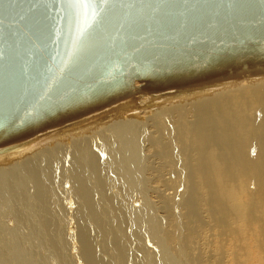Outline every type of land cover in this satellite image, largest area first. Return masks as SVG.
Here are the masks:
<instances>
[{"label":"rangeland","instance_id":"1","mask_svg":"<svg viewBox=\"0 0 264 264\" xmlns=\"http://www.w3.org/2000/svg\"><path fill=\"white\" fill-rule=\"evenodd\" d=\"M253 73L259 76V79L255 81L256 84L261 85V83L264 82V72L262 74H259L256 71H253ZM243 76L247 78L248 76L250 77V74L242 72L239 73L237 77L242 78ZM229 79H234V77ZM234 88L237 90L241 89L240 85H234ZM252 90L255 91V89ZM261 90L264 91V86L261 88ZM262 98L260 99L258 95L256 97H251V98L248 97L250 106H246L245 108H244V102L236 101L235 104L237 105V108L239 109L240 112L237 114H233V116L237 120L234 130V134L237 135L236 140H241V139L245 140L248 143V146H250L252 149L250 150L251 152L250 158L252 160V163L249 161V168L252 171L262 170L263 179H264V147L260 145L254 130L247 121L248 118L254 120L255 118L258 119L259 117H264V96ZM137 103L140 107V113H141L140 117H142V119L139 120V122L143 127L142 128L143 131L141 130V132L144 134V132L146 131L144 134L145 138H143L142 140L136 139V143L139 148L138 151L133 149L132 146L127 145V147H125L124 149V150L127 149L126 150L127 153L124 155L123 147H121V145H118L119 142L117 143L119 139L114 138V142L109 141L112 137L117 136L115 134L116 132H119L118 129H120V127H122L123 131H125L126 128L129 129V131H132L133 134L135 133V131L139 132V130H137L136 128L134 127L131 128L128 125L130 121L129 123H127V120L124 117H122L119 118L120 119L119 126L112 121L106 124L103 116L97 115L98 117L96 116L92 117L94 121L96 120L95 125L97 129L95 128V130L92 128L87 131L85 130L82 124L73 126V127H79V126L81 127V128L79 127V129L76 130L72 129L73 128L72 126L66 127L65 130L73 131L70 132L72 135L66 138L67 139L66 144H62L61 145L62 147L60 146L58 147L61 149L60 151L58 150L59 153H61L60 154L61 156L58 155L57 158L58 161L56 164H51L49 166L51 169L50 168L48 169L45 165H42L39 162L35 161L36 159H33L35 162L32 161V159L28 160V162L31 163L29 165H26L24 162H22V164L15 162L16 165L14 166H11L9 164L12 170L10 169V167H8L9 166L8 163L3 162V164H1L0 185L2 186H0L1 187L0 216L3 219L0 218L1 221L0 222L1 223L0 224V264H12V263L32 264L31 263L32 261L33 264H41V263L42 264H50V263L51 264H55V263L84 264L83 258L87 257V254L84 255L85 252L83 251L82 246H80L81 244H79V242L77 241L76 236H80L82 237V239L84 238L83 241L85 244L88 243L87 245L92 250L91 259L93 261V264H117V263L131 264V262L132 264H149V263L151 264V262H153L154 264H161V263L166 264L165 260L170 261L174 259L175 260L177 259L179 264H264V199H263L264 195H262L263 196L262 199H259L261 197L257 196L258 200L257 199L256 200L258 202L256 200L255 202L253 201L251 197L253 192L250 191L248 178L246 176V180H247V182L245 183L246 188L251 192V195L249 194L247 198H245L244 200L246 209H245V216L243 219L242 218L239 219L238 215H236L234 208L233 209L231 208L232 210L229 208L230 206H232L231 203H229L230 202L229 200L225 202L227 206V209H225V211H218L219 209L217 208V206L212 204L213 202L211 201V198H208L207 203H205V206L204 205L202 206V202L205 194L203 191H201L202 189H199L200 184L202 183L200 177L201 175L197 173L196 175L192 174L193 172L191 171L189 166V161L187 160V157H190L191 159L190 161L192 165L195 164L196 153L193 154L194 152L191 151V148L189 146L182 144V140H180L181 138L177 134L179 130L173 125L169 126V122H171V120L173 121V123L176 120V115L175 116L172 115L168 123L161 121V119L163 118V116H161L162 112L164 111L167 112L166 109L170 111L171 107L168 106L166 101H163L161 98H159V104L158 106L155 105V108L157 109V107L163 105L162 106L163 109L162 107L161 109L159 107L157 110L161 112H157V110H155V115H154V108L151 105L150 97L142 95L140 99H138ZM216 114L217 111L215 110L214 113L211 115L210 122L212 127H213V120L214 118L217 117ZM192 115L195 118L194 112ZM162 123H164V126ZM109 125H111V127H109ZM114 129H116V131ZM89 131H91V135L93 138L89 134L90 133ZM176 131L177 133L175 134ZM213 131L215 132L214 127H213ZM245 133H247L248 136L245 135ZM94 134L96 137H94ZM217 134H221L219 125H218ZM54 135L55 134H52L53 137ZM66 135H69V133L67 132ZM134 135L137 136V133ZM52 136H50L51 138L49 137L50 141H54L52 139ZM74 136H78V137L76 138ZM89 136L91 139L90 138L88 139ZM81 137H83V140ZM56 138L57 140L59 139V137H55V139ZM147 138L149 139V141ZM36 142H37L36 140H33L30 142V144H27L26 146L22 147L21 150L18 149L15 152H13L10 158H9V154L4 156V158L6 160L9 159L11 161L12 158L14 157L17 156L22 157L23 154L30 153L31 149L36 145L43 144L42 140L35 145ZM68 144L70 146H68ZM73 145L75 146L77 145V147ZM28 146L30 147L28 148ZM104 148H107L108 150H110L111 148V150L108 152V150L107 149L105 150ZM68 150L70 151L68 152ZM111 152L114 153L112 154ZM89 153H92V155L95 158V162L93 161ZM133 153L135 155H133ZM36 155L38 156V154ZM123 155L124 157L126 156L127 162H129L130 164V167L128 168H125L127 166L124 165V161L122 159ZM84 157L91 158L92 159L91 163H89L90 160L87 161L88 163L87 162L84 163L85 160H82L84 159ZM169 157H171L172 162L170 161ZM116 159L120 160L119 162L121 163L119 164V162H117ZM41 160L44 163H46L44 159ZM13 161L14 159L12 160V162ZM84 164H86L87 166L86 165L84 166ZM117 164H119L120 166H118ZM116 165L117 168L115 169ZM3 167L5 168V171ZM122 167H124L123 168L124 172L120 170L122 169ZM193 167L195 168V165H193ZM93 169H95V171ZM96 171H101V175L96 173ZM40 172L43 175V177L40 176ZM3 173L7 174L6 176L7 180L5 179V174ZM130 173L132 174V176ZM46 174L49 176H47ZM135 175L139 176L140 178L136 177ZM139 180L143 182V184L139 182ZM35 182L37 184H34ZM167 182H169V184ZM56 183H58V185ZM3 184H7V185L4 186ZM131 184L132 185L134 184L133 187ZM222 184L232 185V182L228 178H226L223 180ZM45 188H48V190L46 191ZM96 188L98 191L96 190ZM4 189L5 191H3ZM7 189L9 190V192L7 191ZM256 189L257 188H255V190ZM58 190L60 193L57 192ZM195 190H197L196 197H194ZM4 192L5 193L7 192L8 194L6 195V197L3 196ZM39 197L40 198L42 197L43 199L41 200ZM190 197H193L192 201L194 207L197 205L196 211L198 212L197 216L199 218L194 221L187 219L189 216L187 214L188 211L186 210L188 209L186 205V200L188 198L190 199ZM142 198H143V204H145L146 206L150 205L149 207L151 213L144 211L146 206L144 207L142 201L140 202ZM195 198L197 199L196 204H195L196 201H194ZM135 202L138 205L140 204L138 208L136 207L138 205H136ZM57 204H60L61 206ZM103 204L106 206H104ZM252 204L253 206H251ZM5 206L8 207L6 208ZM49 206H51V208ZM52 207L54 210L52 209ZM62 207L64 209H62ZM135 207L137 209H135ZM154 207H155V211H153ZM58 210L60 212H58ZM133 210H135V212ZM259 210H261L262 212ZM11 211L14 214H12ZM143 211L147 213L146 215H148V218H145L147 216L144 214ZM210 211L212 212L218 211L221 214V216L220 217L217 216L216 218L213 219V217L210 215L211 214ZM258 211L260 213H258ZM64 212H67L71 218L75 219V221L78 223L79 226H82L79 227V229L81 230L79 231L76 229L75 226H73L74 223L72 224V229L78 231L79 233L78 232L74 233L72 236L73 238L70 239L68 244H66V242L63 240L64 238L68 241L66 231L69 229L65 224H63L64 216H62V214ZM221 212L228 214V216ZM101 213H103L104 216ZM153 214L156 217H153ZM101 215L103 218L100 217ZM157 215H159V217H157ZM55 216L57 218H60V220L59 219L57 220ZM49 217L51 220L50 219L48 220ZM14 218L16 220L17 218L20 219L21 221L23 220L22 222H24V224L29 223L28 228L30 229V231L27 232L29 230L27 228L28 224L25 226L21 221L19 220L16 221ZM158 218H162V219L159 221ZM73 219L72 221H70V223L73 222ZM141 219L142 221H144L145 219L144 221L145 223L143 222L144 224H142ZM219 219H221L222 223L224 222V224L226 225L222 223L217 225L216 222L217 223L221 222L219 221ZM26 221L27 223H25ZM225 221L228 222L226 223ZM158 222H160V224ZM233 224L235 225L237 233H233V231L236 232L234 230L235 228H233L234 227ZM119 225H122L121 226L122 228L119 227ZM221 225L223 226L222 228L219 227ZM247 225L249 227V231H248L249 234L246 235V237L249 236V238L248 237L246 238L245 233L243 235L242 233H240V230L238 229L241 228V230H243L244 228H246V234H247L248 233ZM64 226H66V229H64ZM226 226L228 227V231L226 229L227 228ZM135 227L139 228L140 230L136 229ZM223 229L226 231L225 232L222 231ZM40 232L43 233V235L40 234ZM60 234L62 235V237ZM40 235L42 238L40 237ZM133 235L136 236V238ZM55 236H57V238ZM235 236L236 237L240 236L241 240H245L242 242L244 245H242L241 243L240 244L236 243L235 245L234 244L236 242ZM51 238L52 239L54 238L56 240L60 238L58 242H61V244L56 245V242L51 241ZM150 238H152V240ZM9 241H11V243ZM159 241L161 242V247H162V249L160 250H158V248L155 245L158 244ZM12 243L14 245L13 247H12ZM64 245H66L65 248ZM110 248L112 249L109 250ZM78 250L80 251L78 252ZM67 251H69V254H67L68 253ZM7 255L9 257H6ZM8 258H10V260ZM30 258L32 259V261L30 260ZM49 259L50 262L47 261ZM172 264H174V262H172Z\"/></svg>","mask_w":264,"mask_h":264},{"label":"water","instance_id":"2","mask_svg":"<svg viewBox=\"0 0 264 264\" xmlns=\"http://www.w3.org/2000/svg\"><path fill=\"white\" fill-rule=\"evenodd\" d=\"M254 67L264 0H111L88 16L69 0H0V149L30 132L38 144L53 119Z\"/></svg>","mask_w":264,"mask_h":264},{"label":"bare ground","instance_id":"3","mask_svg":"<svg viewBox=\"0 0 264 264\" xmlns=\"http://www.w3.org/2000/svg\"><path fill=\"white\" fill-rule=\"evenodd\" d=\"M241 71H237L236 74H230L229 76H223V77H220L218 82H216V85H210L209 87H206V88H198V87H195L191 90H179L178 89H175L176 92H171L172 90L170 91H164L160 94H153L150 96V102H151V105L152 107L154 108V115H155V110H157L159 107L161 109V107L163 106H159L157 107V109L155 108V105L158 106L159 104V98H161L163 101H166L168 106L171 107L170 111L168 109L167 112L164 111L162 112L161 116H163V118L161 119L162 122H165V123H168L169 122V119L171 118L172 115H176V120L173 121L171 120V122H169V126H175L179 132L177 133V131L175 132V134L177 133L179 136H180V140H182V144L183 145H186V146H189L191 148V151H193L195 154L196 153V161H195V168L193 167L192 163H191V159L190 157H187V160L189 161V166H190V169L191 171L193 172L192 174L193 175H196L199 174L201 175V181L202 183L200 184V187L199 189H202L201 191L204 192L205 196L203 198V202H202V206L204 205L205 206V203H207V200L208 198H211V201L213 202L212 204L216 205L217 208L219 209L218 211H225V209H227V206L225 204V202H227L228 200L230 201L229 203H231L232 206H230L229 208L235 210L236 212V215H238L239 219H243L244 216H245V209H246V205H245V198H247V196L250 194L251 195V192H253V194L251 195L253 201L255 202V200L257 199L258 200V197H261L259 199H262V195H264V183H263V171L262 170H251L249 168V161L252 163V160L250 158V155H251V152L250 150L251 147L248 146V143L241 139V140H236V137L237 135L234 134V130H235V124L237 122V120L234 118L233 114H237L239 113V109L237 108V105L235 104L236 101H242L244 102V108L246 106H250V103H249V99L248 97H256L258 95V97L261 99L263 96H264V91L261 90V88L264 86V82L261 83V85H258L256 84L255 81H257L259 79V76L254 74L253 71H256L257 73L259 74H262L264 72V67H254V68H248V69H240ZM261 70V71H260ZM242 72H245L247 74H250V77L248 76L247 78L246 77H242V78H238V74L239 73H242ZM236 76V77H235ZM234 77V79H229V78H232ZM215 84V83H214ZM234 85H240L241 89L237 90L234 88ZM252 89H255L252 90ZM144 96H147L144 94ZM263 99V98H262ZM138 101V99H137ZM134 102V101H133ZM132 102V103H133ZM131 103L127 104V105H130ZM108 109L110 108H106L104 110H97V111H93L91 110L89 112V114H86V115H82L83 117L82 118H79L77 120H75L74 122H69L70 120H67V121H64L61 120V119H65V118H71V116H67V117H60V118H57V119H53L51 120V124L47 127H49L47 130L48 132H46L45 136L46 139H41L43 144L42 145H36L35 147H31V152L30 153H25L22 155V157H14L12 158V160L14 159V161L12 162V160L10 161L9 159L6 160L4 158V156L8 155L9 154V158L10 156L13 154V152H15L16 150L20 149L24 146H26L27 144H30L31 141H33L34 137L32 138H29L32 134L31 132L28 134L30 136H26L23 135L22 139H21V143L20 145H13L12 147H10V149L6 148V149H0V166L1 164H3V162H6L8 163V165L10 164L11 166H14L16 165L15 162H18L19 164H22V162H24L26 165H29L31 163L28 162V160L32 159V161H34L33 159H36L35 161L39 162L40 164L42 165H45L48 169L50 168L49 166L51 164H56L57 161H58V155H60L61 153H59V151L61 150L60 148H58L59 146L62 147L61 145L62 144H66L67 142V139L68 137H70L72 134L70 132H73V131H67L65 130L67 126H76V125H79V124H82L85 128V130H89V129H94L96 128V120L94 121L92 117H98L97 115H102L103 118H104V121L106 122V124L110 121L112 122H115L118 126L120 125V119L119 118H122L124 117L126 120H127V123H130L128 124L131 128H136L137 130H139V132H136L134 134L137 133V136L133 134L132 131H129V129L126 128L125 131L122 130V127H120V129H118L119 132H116L115 135H117L116 137H110L111 139L109 140L110 142H114V138H117L119 139L117 141V143L119 142L118 145H121V147H123V152H124V155L127 153V149H125V147H127V145L129 146H132L133 149H135L136 151H138V146H137V143H136V139H143L145 138V132L144 134L141 132V130L143 131V127L141 125V123L139 122V120L142 119V117H140L141 113H140V107L137 104H132L130 106V108H128V110H118V109H111V111H108ZM163 109V107H162ZM217 111V114L216 118H214L213 120V127L215 129V132L213 131V127L211 125V122H210V119H211V115L214 113V111ZM108 111V112H106ZM157 112H161V111H158ZM193 112L195 114V118L193 117ZM96 114V115H95ZM159 114V113H158ZM149 116V115H148ZM157 117V116H156ZM193 117V118H192ZM151 118V117H149ZM158 118V117H157ZM160 118V117H159ZM153 120V119H152ZM155 120V118H154ZM94 121V122H93ZM122 121V120H121ZM157 121V119H156ZM247 121L249 122L250 126L252 127V129L254 130L255 134H256V137L260 143L261 146L264 147V117H259L258 119L255 118L254 120H252L251 118H248ZM124 122V121H123ZM154 122V121H153ZM100 123V122H99ZM103 124V123H102ZM101 124V125H102ZM104 124V125H106ZM163 126H164V123H162ZM161 124V125H162ZM125 125V124H124ZM218 125L220 126V130H221V134H217L218 132ZM160 126V125H159ZM168 126V127H169ZM80 127V126H79ZM79 127H73L72 129L76 130V129H79ZM99 127V125H98ZM109 127H111V125H109ZM129 127V128H130ZM81 128V127H80ZM116 128V127H114ZM162 128V127H161ZM39 129H42L44 130L43 128H39ZM97 129V128H96ZM135 129V130H136ZM163 129V128H162ZM173 129V128H172ZM175 129V128H174ZM71 130V128H70ZM116 131V129H114ZM133 130V129H131ZM69 133V135H66V133ZM86 132V131H85ZM90 135H91V131H89ZM173 132V131H172ZM75 133V132H74ZM80 133V132H79ZM174 133V132H173ZM52 134H55L54 137L52 136ZM86 134V133H85ZM84 134V135H85ZM88 134V133H87ZM88 134V135H89ZM93 134V132H92ZM147 134V133H146ZM52 136V139L54 141H50V138L49 136ZM245 135L248 136L247 133H245ZM59 136V139L57 140V138L55 139V137H58ZM79 136V135H78ZM78 136H74V137H78ZM82 136V135H81ZM114 136V135H112ZM162 136V135H161ZM92 137V135H91ZM94 137L95 134H94ZM137 137V138H136ZM147 137V136H146ZM82 140H83V137H81ZM80 138V140H81ZM90 138V136L88 137V139ZM93 138V137H92ZM151 138V137H150ZM26 139V140H25ZM79 139V138H78ZM87 139V138H85ZM91 139V138H90ZM97 139V138H96ZM148 139V138H147ZM170 139V138H169ZM61 140V141H59ZM101 140V139H100ZM116 140V139H115ZM145 140V139H144ZM69 141V140H68ZM71 141V139H70ZM94 141V140H92ZM149 141V139H148ZM151 141V140H150ZM65 142V143H63ZM87 142V140H86ZM189 142V143H187ZM17 143V144H18ZM69 143V142H68ZM73 143V142H71ZM80 143V142H79ZM83 143V141H82ZM82 143H81V146H82ZM90 143V142H89ZM98 143V141H97ZM101 143V142H100ZM116 143V144H117ZM186 143V144H184ZM93 144V142H92ZM95 144V143H94ZM102 144V143H101ZM112 144V143H111ZM190 144V145H189ZM88 145V144H87ZM99 145V144H97ZM143 145V144H142ZM141 145V147H142ZM179 145V144H178ZM20 146V147H18ZM67 146V145H65ZM64 146V147H65ZM68 146H70L68 144ZM75 146V145H73ZM86 146V145H85ZM103 146V145H102ZM105 146V144H104ZM111 146V145H110ZM177 146V145H176ZM30 146H28L29 148ZM77 147V145L75 146ZM107 147V146H106ZM113 147V146H112ZM117 147V146H115ZM170 147V146H169ZM66 148V147H65ZM109 148V147H108ZM131 148V147H130ZM159 148V147H158ZM185 148V147H184ZM81 149V147H80ZM105 150L107 148H104ZM28 150V149H27ZM59 150V151H58ZM72 150V149H71ZM84 150V149H83ZM108 150V149H107ZM111 150V148H110ZM108 150V152L110 151ZM113 150V149H112ZM115 150V149H114ZM167 150V149H166ZM25 151V150H24ZM29 151V150H28ZM70 150H68L69 152ZM93 151V150H92ZM116 151V150H115ZM140 151V150H139ZM190 151V150H189ZM67 152V151H66ZM77 152V151H76ZM75 152V153H76ZM81 152V150H80ZM85 152V151H84ZM107 152V151H105ZM23 153V152H22ZM78 153V152H77ZM88 153V152H87ZM112 153V152H111ZM114 153V152H113ZM112 153V154H113ZM170 153V152H169ZM38 154V156L36 155ZM17 155V154H16ZM81 155V153H80ZM88 155V154H87ZM89 155H91L93 161L95 162V158L94 156L92 155V153H89ZM122 157L123 161H124V165H126L127 167L125 168H128L130 167V164L129 162H127V158L126 156ZM133 155H135L133 153ZM171 155V154H170ZM190 155V154H189ZM61 156V155H60ZM103 156V155H102ZM101 156V157H102ZM114 156V155H112ZM149 156V155H148ZM79 157V156H78ZM87 157V156H85ZM82 159V160H85L84 163H86L87 161H89V163H91L92 159L91 158H85ZM90 157V156H89ZM108 157V156H107ZM119 157V156H118ZM51 158V159H50ZM97 158V157H96ZM109 158V157H108ZM195 158V157H194ZM41 159H44L46 161V163H44ZM98 159V158H97ZM118 159V158H117ZM116 159V160H117ZM170 161L172 162L171 160V157H169ZM27 160V161H26ZM40 160V161H38ZM50 160V162H49ZM104 160V159H103ZM112 160V159H111ZM121 160V158H120ZM120 160H117V162H119ZM31 161V162H32ZM34 161V162H35ZM48 161V163H47ZM166 162V161H165ZM79 163V162H77ZM88 163V162H87ZM93 163V162H92ZM121 162H119L120 164ZM38 164V163H37ZM73 164V162H72ZM119 164H117L118 166H120ZM169 164V163H168ZM10 165L8 167H10ZM39 165V164H38ZM86 164H84L85 166ZM93 165V164H92ZM109 165V164H108ZM117 165L115 167V169L117 168ZM133 165V164H132ZM41 166V165H40ZM87 166V165H86ZM91 166V165H89ZM6 167V168H8ZM42 167V166H41ZM40 167V169H41ZM45 167V168H46ZM4 168V167H3ZM17 168V167H16ZM92 168V167H91ZM121 168V167H120ZM124 167H122V170L124 172ZM132 168V167H131ZM194 168V169H193ZM11 169V167H10ZM51 169V168H50ZM12 170V169H11ZM95 171V169H93ZM126 170V169H125ZM129 170V169H128ZM4 171H5V168H4ZM17 171V170H16ZM22 172H23V169H22ZM43 172V171H42ZM56 172V171H55ZM64 172V171H63ZM73 172V171H72ZM77 172V171H76ZM79 172V170H78ZM87 172V171H86ZM160 172V171H159ZM158 172V173H159ZM7 173V172H6ZM6 173H3L5 174V179H6V176L7 174ZM45 173V172H44ZM62 173V172H61ZM89 173V172H88ZM96 173H98L99 175H101V171H96ZM126 173V172H125ZM136 173H137V170H136ZM48 174V173H47ZM46 174V175H47ZM63 174V173H62ZM80 174V173H79ZM86 174V173H85ZM90 174V173H89ZM95 174V173H94ZM131 174V173H130ZM75 175V174H74ZM40 176L43 177V175L41 174L40 172ZM49 176V175H47ZM52 176V175H51ZM77 176V174H76ZM127 176V175H126ZM129 176V175H128ZM132 176V174H131ZM130 176V178H131ZM136 177H139L137 175H135ZM134 176V177H135ZM246 176L248 178V184H249V187H250V191L246 188ZM9 177V176H8ZM7 177V178H8ZM81 177V176H80ZM97 177V176H96ZM195 177V176H194ZM64 178V177H63ZM94 178V177H93ZM92 178V179H93ZM98 178V177H97ZM100 178V177H99ZM140 178V177H139ZM228 178L231 182H232V185H223L222 182L224 179ZM58 179V178H57ZM7 180V179H6ZM84 180V179H83ZM52 181V180H51ZM77 181V180H76ZM88 181V179H87ZM86 181V182H87ZM100 181V180H99ZM104 181V180H103ZM132 181V180H131ZM137 181V180H136ZM4 182V181H3ZM8 182V181H7ZM31 182V181H29ZM80 182V181H79ZM91 182V181H90ZM139 182H141L139 180ZM5 183V182H4ZM48 183V182H47ZM88 183V182H87ZM93 183V181H92ZM101 183V182H99ZM143 184V182H141ZM169 184V182H167ZM200 183V181H199ZM30 184V183H29ZM34 184H37L36 182ZM58 185V183H56ZM76 184V182H75ZM4 186H6L7 184H3ZM86 185V184H85ZM89 185V184H88ZM130 185V184H129ZM132 185V184H131ZM134 185V184H133ZM132 185V187H133ZM139 185V184H138ZM199 185V184H198ZM2 186V185H0ZM42 186V185H41ZM63 186V185H62ZM61 186V187H62ZM91 186V185H90ZM103 186V185H102ZM142 186V185H141ZM44 187V186H43ZM60 187V186H58ZM86 187V186H85ZM1 188V187H0ZM4 188V187H2ZM8 188V187H7ZM56 188V187H55ZM210 188V189H209ZM255 188H257L255 190ZM10 189V188H9ZM59 189V188H58ZM92 189V188H91ZM100 189V188H99ZM45 190L47 191L48 188H45ZM97 190V188H96ZM212 190V191H211ZM255 190V191H254ZM5 191V189L3 190ZM7 191L9 192V190L7 189ZM45 191V193H46ZM78 191V190H77ZM76 191V192H77ZM87 191V190H86ZM95 191V190H94ZM98 191V190H97ZM196 191L194 192V197H196ZM53 192V191H52ZM59 192V190L57 191ZM82 192V191H81ZM80 192V194H81ZM191 192V191H190ZM202 192V193H203ZM25 193V192H24ZM23 193V194H24ZM56 193V192H55ZM60 193V192H59ZM58 193V194H59ZM83 193V192H82ZM99 193V192H98ZM54 194V193H53ZM64 194V193H63ZM191 194V193H190ZM193 194V193H192ZM7 192L3 194L4 197H6ZM146 195V194H145ZM60 196V195H59ZM89 196V195H88ZM111 196V195H110ZM258 196V197H257ZM10 197V196H9ZM44 197V196H43ZM46 197V196H45ZM48 197V196H47ZM49 197H50V194H49ZM64 197V196H63ZM40 198V197H39ZM56 198V196H55ZM54 198V199H55ZM84 198V197H83ZM138 198V197H137ZM136 198V199H137ZM6 199V198H5ZM22 199V198H21ZM41 200L43 199L42 197L40 198ZM53 199V198H52ZM72 199V198H71ZM78 199V197H77ZM120 199V198H119ZM135 199V200H136ZM193 197H190V199L188 198L186 200V205H187V208L186 209L188 211V218L189 220L191 221H194L196 219H198L199 217L197 216V211H196V206L194 207V204H193V201H192ZM264 199V198H263ZM47 200V199H46ZM58 200V199H57ZM61 200V199H59ZM74 200V199H73ZM80 200V198H79ZM89 200V199H88ZM92 200V199H91ZM256 200V201H257ZM2 201V200H1ZM9 201V200H8ZM12 201V200H11ZM137 201V200H136ZM142 201V204H143V198L140 200V202ZM195 204L197 203V199L195 198ZM210 201V199H209ZM234 201V202H233ZM10 202V201H9ZM34 202V201H33ZM49 202V201H47ZM55 202V201H54ZM77 202V201H76ZM79 202V201H78ZM104 202V201H103ZM139 202V201H138ZM145 202V201H144ZM148 202V201H147ZM233 202V203H232ZM258 202V201H257ZM3 203V202H1ZM44 203V202H43ZM81 203V202H80ZM86 203V202H85ZM149 203V202H148ZM211 203V202H210ZM228 203V204H229ZM252 203V202H251ZM8 204V203H7ZM136 204V202H135ZM13 205V204H12ZM51 205V204H50ZM57 205H60V204H57ZM85 205V204H84ZM104 205V204H103ZM138 205V204H136ZM144 207L146 206L145 204H143ZM61 206V205H60ZM59 206V207H60ZM63 206V205H62ZM97 206V205H96ZM106 206V205H104ZM140 206V204L138 206H136L137 208ZM150 205L146 206V209L144 211H147L148 213L150 212ZM207 206V205H206ZM211 206V205H210ZM243 206V208H242ZM253 206V204L251 205ZM6 207V206H5ZM8 207V206H7ZM6 207V208H7ZM34 207V205H33ZM37 207V206H36ZM51 208V206H49ZM56 207V206H55ZM135 207V209H137ZM142 207V206H141ZM200 207V206H199ZM10 208V206H9ZM39 208V207H38ZM41 208V207H40ZM49 208V209H50ZM76 208V207H75ZM102 208V207H101ZM53 209V207H52ZM56 209V208H55ZM57 209H60V208H57ZM62 209H64L62 207ZM66 209V208H65ZM69 209V208H68ZM83 209V208H82ZM87 209V208H85ZM92 209V208H91ZM134 209V207H133ZM141 209V208H140ZM216 209V208H215ZM213 209V210H215ZM231 209V210H232ZM243 209V210H242ZM42 210V209H41ZM54 210V209H53ZM93 210V209H92ZM10 211V210H9ZM62 211V210H61ZM122 211V209H121ZM135 212V210H133ZM136 211H139V210H136ZM143 211V212H144ZM153 211H155V207L153 208ZM218 211H210V215L214 218H216L217 216H221V214L218 212ZM240 211V212H239ZM261 211V210H259ZM258 211V213H260ZM12 212V211H11ZM58 212H60L58 210ZM81 212V211H80ZM83 212V211H82ZM85 212V211H84ZM228 212V211H227ZM234 212V213H235ZM262 212V211H261ZM89 213V212H88ZM96 213V212H95ZM104 213V212H103ZM101 213V214H103ZM122 213V212H121ZM151 213V212H150ZM155 213V212H154ZM223 213V212H221ZM229 213V212H228ZM12 214H14L12 212ZM75 214V212H74ZM144 214L146 215L147 213L144 212ZM143 214V215H144ZM156 214V213H155ZM225 215L228 216V214L226 213H223ZM1 215V214H0ZM51 215V214H50ZM59 215V214H57ZM61 215V214H60ZM72 215V214H71ZM152 215V214H151ZM62 216H64V222L63 224H65L69 229L66 231L67 232V239H64L63 240L66 242V244H68V242L70 241L71 238H73V234L78 232L74 229H72V224L74 223L73 226L76 227L77 230L81 231L79 229V227H82V226H79L78 223L75 221V219L71 218L69 216V214L67 212H64L62 214ZM104 216V214H103ZM124 216V215H123ZM147 217L145 218H148V215H146ZM150 216V215H149ZM230 216V215H229ZM14 217V216H13ZM45 217V216H44ZM56 217V216H55ZM101 218L102 215L100 216ZM126 217V216H125ZM139 217V216H138ZM151 217V216H150ZM149 217V218H150ZM153 217H156L154 216L153 214ZM157 217H159V215H157ZM0 218H2L0 216ZM16 218V217H15ZM14 218V219H15ZM52 218V216H51ZM57 218V217H56ZM54 218V219H56ZM141 218V217H140ZM177 218V217H176ZM225 218V217H224ZM3 219V218H2ZM50 219V217L48 218V220ZM60 220V218H57V220ZM73 219V222L70 223V221H72ZM81 219V218H80ZM85 219V218H84ZM105 219V218H104ZM159 221L162 219V218H158ZM16 220V219H15ZM21 221L20 219L17 218L16 221ZM36 220V219H35ZM47 220V221H48ZM51 220V219H50ZM62 220V219H61ZM90 220V219H89ZM98 220V219H96ZM217 220V219H216ZM225 220V219H224ZM23 221V220H22ZM21 221V222H22ZM120 221V220H119ZM125 221V220H124ZM140 221V220H139ZM145 221V219H144ZM142 221L141 219V222L142 224H144L145 222ZM149 221V220H147ZM152 221V219H151ZM155 221V220H154ZM153 221V222H154ZM178 221V220H177ZM213 221V220H212ZM218 221V220H217ZM219 223L216 222L217 225L221 224L222 223V220L219 219ZM1 222V221H0ZM20 222V223H21ZM34 222V221H33ZM97 222V221H95ZM93 222V223H95ZM101 222V221H100ZM126 222V221H125ZM144 222V223H143ZM226 222V221H225ZM228 222V221H227ZM226 222V223H227ZM236 222V220H235ZM244 222V221H243ZM246 222V221H245ZM23 225H27V228L29 226V223H27V221L25 223L27 224H24V222H22ZM21 223V224H22ZM38 223V222H37ZM52 223V222H50ZM160 224V222H158ZM1 224V223H0ZM224 224V222L222 223ZM52 225V224H50ZM136 225V224H135ZM148 225H149V222H148ZM162 225V223H161ZM226 225V224H224ZM234 225V224H233ZM244 225V224H243ZM21 226V225H20ZM25 226H24V229H25ZM35 226V224H34ZM66 226H64V229H66ZM95 226V225H94ZM102 226V225H101ZM122 225H119V227H121ZM49 227V226H48ZM219 227H223L222 225L219 226ZM227 227V226H226ZM230 227V226H229ZM240 227V226H238ZM237 227V228H238ZM248 227V225H247ZM54 228V227H53ZM93 228V227H92ZM122 228V227H121ZM136 229H139L137 227H135ZM149 228V226H148ZM147 228V230H148ZM220 228V229H221ZM225 228V227H224ZM235 228V225L234 227ZM231 228V229H233ZM250 228H251V225H250ZM23 229V230H24ZM29 229V228H28ZM40 229V228H39ZM118 229V228H117ZM152 229V228H151ZM186 229V228H185ZM227 231H228V227L226 228ZM240 230V233H242L244 235L245 233V237L246 235L249 234V227L247 228V234H246V228H244L243 230H241V228H238ZM8 230V228H7ZM86 230V229H85ZM125 230V229H124ZM140 230V229H139ZM150 230V229H149ZM155 230V229H154ZM236 232H234L233 230V233H237V230L236 228L234 229ZM30 229L27 231L29 232ZM120 231V230H119ZM143 231V230H142ZM222 231H226V230H222ZM9 232V231H8ZM58 232V231H57ZM65 232V231H64ZM108 232V231H107ZM146 232V230H145ZM153 232V231H152ZM181 232V231H180ZM223 232V233H224ZM4 233V232H3ZM79 233V232H78ZM82 233V232H81ZM106 233V232H105ZM125 233V232H124ZM123 233V234H124ZM134 233V232H133ZM136 233V232H135ZM138 233V232H137ZM151 233V232H149ZM40 234L43 235V233L40 232ZM63 234V233H62ZM85 234V233H84ZM122 234V235H123ZM132 234V233H131ZM130 234V235H131ZM147 234V233H146ZM159 234V233H158ZM36 235V234H35ZM61 235V234H60ZM59 235V236H60ZM152 235V234H151ZM228 235V233H227ZM238 235V234H237ZM236 235V236H237ZM11 236V235H10ZM51 236V235H50ZM58 236V234H57ZM57 236H55L57 238ZM134 236V235H133ZM132 236V238H133ZM139 236V235H138ZM155 236V235H154ZM220 236V235H218ZM235 236V240L236 242L234 243L236 245V243H241L242 245H244L242 242L245 241V240H241L240 239V235L239 237H236ZM12 237V236H11ZM32 237V235H31ZM35 237V236H34ZM41 237V235H40ZM62 237V235H61ZM60 237V238H61ZM98 237V236H97ZM122 237V236H121ZM136 238V236H134ZM194 237V236H193ZM230 237V235H229ZM244 237V236H243ZM242 237V238H243ZM244 237V238H245ZM249 238V236H247ZM246 237V238H247ZM15 238V237H14ZM42 238V237H41ZM59 238V239H60ZM131 238V240H132ZM156 238V237H155ZM160 238V237H159ZM27 239V237H26ZM59 239H52L51 238V241H54L56 242V245L57 244H61V242H58ZM76 239L77 241L79 242V244H81L80 246H82V249L83 251L85 252L84 255L87 254V257L83 258V263L84 264H93V261H92V250L91 248L84 243L82 237L80 236H76ZM141 239V238H140ZM152 240V238H150ZM158 239V238H157ZM164 239V238H163ZM230 239V238H229ZM96 240V239H95ZM135 240V239H133ZM234 240V241H235ZM27 241V240H26ZM44 241V240H43ZM76 241V242H77ZM146 241V240H145ZM191 241V240H190ZM11 243V241H9ZM74 242V241H73ZM154 242V241H153ZM18 243V242H17ZM31 243V242H30ZM53 243V242H52ZM63 243V242H62ZM95 243V242H94ZM101 243V242H100ZM25 244V243H24ZM27 244V243H26ZM35 244V243H34ZM39 244V243H38ZM64 244V243H63ZM103 244V243H102ZM142 244V243H141ZM192 244V243H191ZM233 244V243H232ZM231 244V245H232ZM156 247L158 248V250L162 249L161 247V242L159 241L158 244H155ZM13 243H12V247H13ZM31 246V244H30ZM104 246V245H103ZM142 246V245H141ZM144 246H147V245H144ZM165 246V244H164ZM7 247V246H6ZM10 247V246H9ZM29 247V246H28ZM34 247V246H33ZM40 247V246H39ZM56 247V246H55ZM66 247V245H64V248ZM68 247V246H67ZM155 247V246H154ZM184 247V246H183ZM247 247V246H246ZM11 248V247H10ZM37 248V247H36ZM70 248V247H69ZM75 248V247H74ZM94 248V247H93ZM149 248V247H148ZM241 248V247H240ZM249 248V247H248ZM43 249V248H42ZM51 249V248H50ZM59 249V247H58ZM112 248H110L109 250H111ZM146 249V248H144ZM166 249V248H165ZM32 250V249H31ZM151 250V249H150ZM46 251V250H45ZM59 251V250H58ZM62 251V250H61ZM80 250H78L79 252ZM101 251V250H100ZM113 251V250H112ZM186 251V250H185ZM40 252V251H39ZM44 252V251H43ZM65 252V251H64ZM69 254V251H67ZM90 252V253H89ZM97 252V251H96ZM114 252V251H113ZM159 252V251H158ZM167 252V251H166ZM243 252V251H242ZM46 253V252H45ZM49 253V252H47ZM52 253V252H50ZM61 253V252H60ZM73 253V252H72ZM82 253V252H81ZM112 253V252H111ZM129 253V252H128ZM164 253V252H163ZM10 254H11V251H10ZM59 254V253H58ZM57 254V255H58ZM66 254V253H64ZM78 254V253H77ZM100 254V253H99ZM145 254V253H144ZM51 255V254H50ZM75 255V254H74ZM96 255V254H95ZM115 255V254H114ZM154 255V254H153ZM156 255V254H155ZM159 255V254H158ZM22 256V255H21ZM26 256V255H25ZM70 256V255H69ZM146 256V255H145ZM162 256V254H161ZM6 257H9L8 255ZM20 257V256H19ZM29 257V256H28ZM33 257V256H32ZM172 257V256H171ZM175 257V256H174ZM173 257V259H174ZM57 258V257H56ZM67 258V257H66ZM70 258V257H69ZM144 258V257H143ZM10 260V258H8ZM12 259V258H11ZM45 259V258H44ZM61 259V258H60ZM98 259V258H97ZM122 259V258H121ZM147 259V258H146ZM14 260V259H13ZM12 260V261H13ZM26 260V259H25ZM24 260V261H25ZM30 260L32 261V259L30 258ZM63 260V259H62ZM81 260V259H80ZM94 260V259H93ZM96 260V259H95ZM115 260V259H114ZM124 260V259H123ZM20 261V260H19ZM29 261V260H28ZM30 261V262H31ZM50 262V259L47 260ZM59 261V260H58ZM66 261V260H65ZM68 261V260H67ZM78 261V260H77ZM82 261V260H81ZM163 261V260H162ZM3 262V261H2ZM5 262V261H4ZM7 262V261H6ZM10 262V261H9ZM15 262V261H14ZM26 262V261H25ZM122 262V261H121ZM127 262V260H126ZM172 262H174V264H179L177 259L175 260H168L166 261L165 260V263L166 264H172ZM11 263V262H10ZM27 263V262H26ZM33 264V261L31 262ZM60 263V262H59ZM72 263V262H71ZM125 263V262H124ZM135 263H136V260H135ZM13 264V263H12ZM20 264V263H18ZM30 264V263H29ZM42 264V263H41ZM51 264V263H50ZM57 264V263H55ZM68 264V263H67ZM118 264V263H117ZM120 264V263H119ZM122 264V263H121ZM132 264V262H131ZM150 264V263H149ZM151 264H154L153 262H151ZM162 264V263H161Z\"/></svg>","mask_w":264,"mask_h":264},{"label":"snow or ice","instance_id":"4","mask_svg":"<svg viewBox=\"0 0 264 264\" xmlns=\"http://www.w3.org/2000/svg\"><path fill=\"white\" fill-rule=\"evenodd\" d=\"M73 7H78L81 10V14L88 16L93 14L94 6L98 4H108L111 0H69Z\"/></svg>","mask_w":264,"mask_h":264}]
</instances>
